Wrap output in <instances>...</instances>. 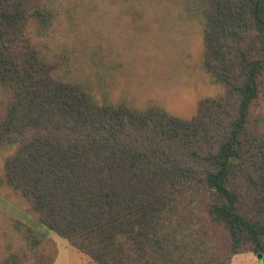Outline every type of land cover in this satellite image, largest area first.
Masks as SVG:
<instances>
[{
    "label": "trees",
    "instance_id": "obj_1",
    "mask_svg": "<svg viewBox=\"0 0 264 264\" xmlns=\"http://www.w3.org/2000/svg\"><path fill=\"white\" fill-rule=\"evenodd\" d=\"M159 13L161 52L177 69L192 22L204 24L217 92L190 120L89 93H109L119 76L103 16ZM127 22L118 44L157 30ZM0 195L91 264H231L241 254L264 264V0H0ZM57 255L0 210V264Z\"/></svg>",
    "mask_w": 264,
    "mask_h": 264
},
{
    "label": "rangeland",
    "instance_id": "obj_2",
    "mask_svg": "<svg viewBox=\"0 0 264 264\" xmlns=\"http://www.w3.org/2000/svg\"><path fill=\"white\" fill-rule=\"evenodd\" d=\"M174 15V12H172ZM104 33L102 32L101 41L107 51V55L114 56L118 65L116 78L113 82L110 92L104 93L102 88H93L89 90L91 97L97 103H107L112 106L124 104L138 112H144L150 108L162 109L170 116L180 120H190L196 113L198 102L212 97L217 88L211 86L206 68L203 65L202 57L204 50V24L195 19L191 28L187 31V41L184 42L183 54L181 58L184 66L176 68L170 61L168 52H161V13L156 16H131L115 19L105 14ZM121 20H130L127 24L139 22H148V28H156V31H146L139 36L128 33L123 41L120 38L118 44L117 28ZM38 18H32L27 27V35L34 36L39 28ZM146 24L145 26H147ZM144 34V35H143ZM123 37V35H120ZM142 40L147 42L143 46L138 42ZM117 44L119 45L116 49ZM135 50L137 56H149V61L136 63L134 59ZM107 57L106 59H108ZM140 58L139 56L137 59ZM147 61V62H146ZM141 70L135 75L141 74L140 80L128 79L130 70ZM86 68V67H85ZM81 68V77L88 76L87 68ZM117 79V81H115ZM111 85V86H112ZM0 210L10 217L29 226L33 231L46 242L56 244L58 255L54 264H91L78 251L72 248L68 242L48 230L40 224L35 218L28 215L22 208L8 201L0 195ZM258 256L255 254L237 255L231 264H260Z\"/></svg>",
    "mask_w": 264,
    "mask_h": 264
},
{
    "label": "water",
    "instance_id": "obj_3",
    "mask_svg": "<svg viewBox=\"0 0 264 264\" xmlns=\"http://www.w3.org/2000/svg\"><path fill=\"white\" fill-rule=\"evenodd\" d=\"M258 260H260V261L262 260V256L261 255L258 256Z\"/></svg>",
    "mask_w": 264,
    "mask_h": 264
}]
</instances>
